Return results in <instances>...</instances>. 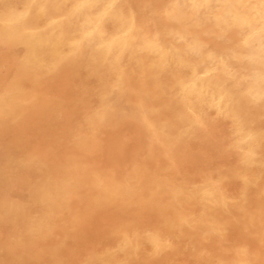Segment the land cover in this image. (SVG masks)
Segmentation results:
<instances>
[{"label": "clouds", "instance_id": "1", "mask_svg": "<svg viewBox=\"0 0 264 264\" xmlns=\"http://www.w3.org/2000/svg\"><path fill=\"white\" fill-rule=\"evenodd\" d=\"M0 264H264V0H0Z\"/></svg>", "mask_w": 264, "mask_h": 264}]
</instances>
